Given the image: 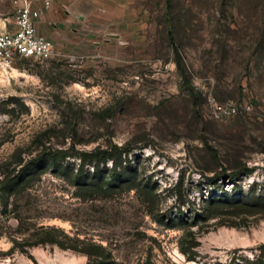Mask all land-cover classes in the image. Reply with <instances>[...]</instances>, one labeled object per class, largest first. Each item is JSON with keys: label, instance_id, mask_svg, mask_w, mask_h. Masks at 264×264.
Here are the masks:
<instances>
[{"label": "rangeland", "instance_id": "1", "mask_svg": "<svg viewBox=\"0 0 264 264\" xmlns=\"http://www.w3.org/2000/svg\"><path fill=\"white\" fill-rule=\"evenodd\" d=\"M169 2L53 0L41 25L52 57L0 75V264H87L34 244L48 226L50 237L103 245L114 264L228 263L264 247V0ZM12 14L0 0V27ZM213 101L251 106L217 119ZM113 144L121 185L77 188L78 153ZM56 149L68 170L3 191L7 174ZM226 195L246 204L207 203Z\"/></svg>", "mask_w": 264, "mask_h": 264}, {"label": "trees", "instance_id": "2", "mask_svg": "<svg viewBox=\"0 0 264 264\" xmlns=\"http://www.w3.org/2000/svg\"><path fill=\"white\" fill-rule=\"evenodd\" d=\"M169 5V0H166V8H169ZM168 36L170 42L173 43L174 37L171 31L168 32ZM175 63L179 68L182 77L187 78V70L176 47ZM121 154L122 148L116 144L110 145L106 148L97 147L88 152L78 153V166L75 168V172L71 174L74 185L79 189H91L93 186H97L99 187V191L110 193L122 183V174L118 170L123 162ZM65 156H70V154H67L65 151L60 149L49 151L43 150L36 156L32 157L28 162L24 163L23 165L20 164L21 166L14 174L6 175L7 179L5 180L3 191L6 194L22 191L24 188L29 187V185L38 175L44 173L49 168H51L55 173H59L60 170H68V167L60 164V161ZM108 163L110 166L107 165ZM88 167H91L92 171H90ZM207 203L208 205L210 204V206L212 203L217 207L229 206L235 210H239L240 206L246 204L244 201L229 195L221 198H211ZM248 203L251 205H256L257 201L255 199L254 201H250ZM174 226V224H171L170 227ZM53 230L54 228L49 226L42 227L40 232L42 231L41 233H43L44 236L38 238V240H35L33 243H54L62 248H70L72 250L82 252L87 256V264H114L110 252L106 250L103 245L88 243L78 239L73 241L68 236L66 237L68 240L67 242L65 240H59L49 236V232H52ZM185 241L187 240L184 237L182 243L180 244V249L184 254L188 253V248L183 244ZM77 242L80 243L81 246H77ZM33 243L30 245H34ZM19 244V241L15 240L11 246V249H19ZM193 258L194 256L188 255V259ZM202 264H264V247H261L259 252L253 254L251 258L246 256H238V258L233 257L228 263L213 261L203 262Z\"/></svg>", "mask_w": 264, "mask_h": 264}, {"label": "built area", "instance_id": "3", "mask_svg": "<svg viewBox=\"0 0 264 264\" xmlns=\"http://www.w3.org/2000/svg\"><path fill=\"white\" fill-rule=\"evenodd\" d=\"M13 14L8 24L0 27V75L8 76L16 62L23 58L43 60L52 57L55 45L42 32V17L53 0H12ZM248 102H212V115L217 119L247 112Z\"/></svg>", "mask_w": 264, "mask_h": 264}, {"label": "crops", "instance_id": "4", "mask_svg": "<svg viewBox=\"0 0 264 264\" xmlns=\"http://www.w3.org/2000/svg\"><path fill=\"white\" fill-rule=\"evenodd\" d=\"M53 8H54V6H53V4H52V8L49 9V10H52ZM49 10H48V11H49ZM48 11H47V12H48ZM49 12H50V11H49ZM42 21H43V20H42ZM44 22H45V21H43L42 23H44Z\"/></svg>", "mask_w": 264, "mask_h": 264}]
</instances>
